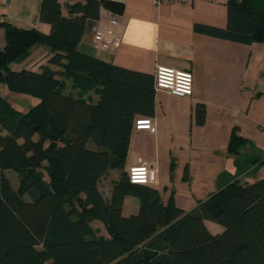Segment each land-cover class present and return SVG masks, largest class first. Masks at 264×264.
Segmentation results:
<instances>
[{
    "label": "trees",
    "instance_id": "trees-1",
    "mask_svg": "<svg viewBox=\"0 0 264 264\" xmlns=\"http://www.w3.org/2000/svg\"><path fill=\"white\" fill-rule=\"evenodd\" d=\"M100 6L122 10L115 1H75L65 4V16L59 0H41L39 20L49 24L47 32L0 19V81L38 99L22 113L0 95L6 132L0 133V264H264V177L233 180L187 211L176 205L172 189L164 203L158 189L129 181L124 167L134 115L154 116L153 74L78 49ZM220 35L264 42V0H227ZM40 45L48 53L38 70L11 68ZM64 78L78 89L76 96L64 93ZM88 91L98 95L95 102L83 97ZM204 113V104H196V124L204 123ZM248 146L253 142L232 126L228 154ZM174 168L171 158L170 175ZM110 169L120 173L105 199L98 181ZM5 170L18 174L16 186ZM188 172L185 164L182 180ZM128 195L139 207L124 216ZM206 219L223 230L210 232ZM92 220L103 223L107 237L97 235Z\"/></svg>",
    "mask_w": 264,
    "mask_h": 264
},
{
    "label": "crops",
    "instance_id": "crops-1",
    "mask_svg": "<svg viewBox=\"0 0 264 264\" xmlns=\"http://www.w3.org/2000/svg\"><path fill=\"white\" fill-rule=\"evenodd\" d=\"M75 1L83 3L85 0H59L63 15H68L65 4H72ZM109 1L120 2L122 10L114 12L100 6L99 17L96 20H88L86 23L84 33L78 43L80 51L131 70L153 74L156 66L162 65L188 70L193 78L192 93L184 98L170 95L165 91L155 92L154 116L149 118L152 119L156 131L151 133L147 130L136 129L133 123L125 166L130 160L131 163L128 167L147 162L157 169L160 157V141L166 134L161 130L160 117H162L161 114H167L166 111L169 110L165 105L167 99L181 103V108L176 109L175 112L177 117L180 118V120L176 119V121L181 123V130L185 129L186 126L192 127V115L196 104H204L206 115L203 125L205 126L208 124L207 113L211 107L210 102L212 100L228 101L232 104L231 118L229 122L225 121L222 125V134H219V138H216L222 141L226 147L230 130L234 125L239 127V133L242 136L249 138L245 131L247 120L241 121V115L245 119L252 117L253 120H256L258 126L263 127L262 118L259 117V114L261 110L263 111L264 106V69L259 67L258 62L259 60H264V58L262 60V57H264V42L245 44L232 41L220 35L226 28L227 0ZM40 6L41 0H0V19L17 27L36 28L47 32L49 24L39 20ZM111 15L117 16L120 22L121 40L113 51L96 49L93 47V29L104 26ZM4 44V30L0 28V47H3ZM47 53L48 48L40 45L22 62L11 63V68L31 67L34 70H38L40 64L47 62ZM52 67L57 69L56 66ZM64 81V93L76 96L78 89L72 86L71 79L64 78ZM83 97L95 102L98 95L94 91H88L83 94ZM162 100H164V104ZM256 105L258 106L256 107ZM159 107L161 110H159ZM139 117L141 115H134V119ZM167 128L168 124L166 125ZM0 133L5 134L6 132L0 129ZM167 136L170 141L173 140L172 134H167ZM147 137L155 140L154 146L149 150L150 152L144 151L131 154L132 147L135 146V140L140 139L142 141V139ZM213 137L211 136L209 139ZM87 146L94 147V144L89 141ZM139 146L145 150V145L139 144ZM255 148L264 152V142L253 143V147H250L249 152ZM246 151L243 149L237 154H228L226 150L225 154V162L229 160L230 165L234 161L238 163L241 159L243 160L240 163H250L249 170L247 169L248 171L240 173V175L243 174L241 177L243 179L239 183L253 182L264 177V157L256 155L255 152L252 153L253 155H249V152ZM169 152L170 150H167V154ZM229 155H237V157L230 158ZM165 159L167 160V157ZM254 159H257V161L253 162ZM169 160L171 159L169 158ZM176 164L175 161L174 173L177 168ZM186 164L188 165V163ZM232 169L233 167L226 168L223 165L221 169L215 171L217 174H214V177L218 180L217 189L233 180L239 181L238 171L236 170L235 173ZM256 170L262 172L258 173V175L254 173V177H247L248 174ZM112 171V169L108 170L98 181V189L105 199L110 197L112 185L118 179L109 178L114 173ZM190 176L189 173L188 178ZM169 179L171 178L169 177ZM103 182L108 183L105 190L102 189ZM161 184H163L162 187L157 184L156 179L150 186L160 191L161 199L165 203L171 187L166 183ZM165 186L168 188L166 191L163 189ZM206 198H196L195 203L189 210L197 205V200H205ZM174 199L177 205L175 194ZM138 207V199L128 195L123 201L122 214L124 216L134 214L138 211ZM204 223L212 233H219L223 230L221 225L213 221L206 219ZM91 225L96 229L97 235L108 236L107 230L101 221L92 220Z\"/></svg>",
    "mask_w": 264,
    "mask_h": 264
},
{
    "label": "rangeland",
    "instance_id": "rangeland-1",
    "mask_svg": "<svg viewBox=\"0 0 264 264\" xmlns=\"http://www.w3.org/2000/svg\"><path fill=\"white\" fill-rule=\"evenodd\" d=\"M263 58L264 57H262V60ZM258 64L260 68L263 67L264 69V60H259ZM0 95L5 100H7L17 112L22 113L27 111L38 100L36 97L28 94L10 91L3 81H0ZM162 101L164 104V100ZM165 105L167 108H169V110L166 111L167 114H161L162 117H160L161 130L166 134H164L163 139L160 141V157L157 165L156 179L157 184L161 187L163 186L161 183H166L171 187L169 190L172 189L173 195L175 194L177 205L185 210H189L195 203L196 198H206L211 192L217 189L218 180H216L214 174H217L215 171L221 169L223 165L226 168L233 167L232 171L234 170L235 173L237 170V175L240 176L239 182H242L243 178L241 177L243 174L240 175V173L242 171H246L247 169L249 170L250 163H240L243 159L240 161L238 160V163L234 161L232 165H230L229 160L225 162L226 145L223 144V142L219 139H216L219 138V134H222V125L225 123V121L229 122L231 118L232 104H230L228 101L222 102L218 100H212L210 102L211 107L207 113V126L203 125L204 123L201 125L196 124L194 116L192 115V127L186 126V128L182 130L181 123L176 121V119L180 120V118H178L175 114L176 109L181 108V103H179V101L167 99ZM257 106L258 105H256V107ZM159 110H161L160 107ZM205 115L206 112L204 113V116ZM165 116L167 117L164 118ZM259 117L262 118L261 123L263 124V127L258 126L256 120H253L252 117H249L250 119H245L243 115L240 116L241 121L247 120L245 131L247 135H249V139L255 144L264 142V106L263 111L261 110L259 114ZM167 124L168 128L166 129ZM167 134H172V141H170ZM211 136L214 137L209 139ZM139 144L145 145V150H143ZM154 144L155 140L150 137L144 138L142 141L140 139H136L135 146L132 147L131 154L144 151L150 152L149 150L152 148V146H154ZM167 150H170L168 154ZM245 150L249 152L250 147H245ZM253 152H255L256 155H262V158L264 157V152H261L260 149L255 148L251 150L249 155H251ZM165 157H167V160ZM229 157L235 158L237 155H229ZM169 158H174L177 163L175 173L172 172L171 175L169 173L168 167V162H170ZM130 163L131 161L128 160L125 166V171H127ZM186 163H188V173H190L191 176L188 179L182 181L181 177L183 175V169ZM112 170L114 173L110 175L109 178H118L120 171L118 169ZM260 172L262 171H253L251 174H248L247 177H254V173H257L255 175H258ZM5 173L12 184L16 186L19 179L18 174L12 170H6ZM43 175L47 179V174L45 172ZM169 177L171 179H169ZM107 185L108 183L103 182L102 189L105 190Z\"/></svg>",
    "mask_w": 264,
    "mask_h": 264
},
{
    "label": "built area",
    "instance_id": "built-area-1",
    "mask_svg": "<svg viewBox=\"0 0 264 264\" xmlns=\"http://www.w3.org/2000/svg\"><path fill=\"white\" fill-rule=\"evenodd\" d=\"M120 26L117 16L111 15L104 26L93 29V47L99 50L113 51L121 40ZM153 85L155 92L165 91L173 96L186 97L192 93L193 78L188 70L158 65L153 73ZM134 125L136 129L147 130L151 133L156 131V127L149 117L135 118ZM126 172L129 181L136 184L151 185L157 178V169L147 162L132 165Z\"/></svg>",
    "mask_w": 264,
    "mask_h": 264
},
{
    "label": "water",
    "instance_id": "water-1",
    "mask_svg": "<svg viewBox=\"0 0 264 264\" xmlns=\"http://www.w3.org/2000/svg\"><path fill=\"white\" fill-rule=\"evenodd\" d=\"M2 76L1 72H0V77Z\"/></svg>",
    "mask_w": 264,
    "mask_h": 264
}]
</instances>
